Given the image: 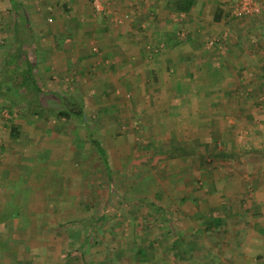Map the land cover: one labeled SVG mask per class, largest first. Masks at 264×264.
Segmentation results:
<instances>
[{
	"label": "rangeland",
	"instance_id": "374dc122",
	"mask_svg": "<svg viewBox=\"0 0 264 264\" xmlns=\"http://www.w3.org/2000/svg\"><path fill=\"white\" fill-rule=\"evenodd\" d=\"M16 1L20 8L15 11L14 17L9 2L0 0V79L6 77L8 80V83L0 82V124L7 133L11 124L16 129L19 127L17 136H9L6 140H10V144L6 142L10 146L3 148L5 150L2 149L1 155L5 154L3 157L17 166L38 160L36 164L41 163L43 169L58 170L61 191L63 186L70 189L68 195L62 192L58 195L61 196L60 200L74 202L81 208L75 211L76 218L70 221L72 229L69 234L75 237L74 245L78 246L77 243L83 241L86 233H91L93 239L102 240L92 242V249L104 245L110 251L106 257L100 253L83 254L87 245V241H84L83 245L74 249L76 256L70 261L74 264H133L131 255L140 249L144 259L135 264H146L147 255L162 251L163 246L170 249L172 244L164 245L162 237L165 232L159 225L160 217L141 199L150 201L153 197L161 200L162 193L158 187L162 189L175 183L174 177L170 181L169 177L164 176L181 168L190 170L196 164L175 160L176 152L184 154L188 151L174 150L170 145L175 146V139L183 141L181 129L195 132L196 114H186L187 107L191 108V112L195 107L196 98L192 95L203 88L212 94L219 87L223 91L229 89L228 81L222 83V76L217 75L213 79L212 71L207 82L196 83L195 63L203 50L202 43L205 53H209V60L211 47L229 44L235 56L232 60L235 65L228 62L233 74H237L233 70L237 68L238 61L245 63L253 56L245 53V50H249V44L255 45L257 54L252 57V63L239 70L241 75L246 70L262 78L254 79L255 82L249 79L244 86H240L247 92L259 85L264 88V0H244L248 7L256 8L257 12L239 18L232 15L235 0H199L197 3L200 5L196 9H189L184 15L175 10L176 0ZM196 1L193 0L191 7L196 5ZM94 3H97V8ZM74 6L79 12L73 11ZM161 9L167 14L159 18L162 21L158 25V20L153 21V18ZM189 12H194L196 16ZM243 29L249 31L244 32ZM122 41L131 43L132 50L140 48L141 51L131 53V50H125L124 53L121 49L119 52L114 47ZM139 42L140 45L137 44ZM169 43H178L182 47L179 51H166L173 60L165 66L161 57L165 45ZM154 48L158 50L154 51ZM131 55L139 60L133 65L124 58L128 56L132 59ZM26 61L32 66L35 83L31 84L28 79L26 87L17 90V84L21 81L20 72ZM223 71L228 72L226 67ZM219 83L221 86H218ZM161 92L163 94L159 96ZM61 96L69 101L62 100ZM35 97L41 105L37 109L39 116L28 111ZM262 100L259 103L247 97L246 104L250 105L237 107L239 110L234 113L235 107L229 97L208 98L205 102L209 109L208 113L205 112V122L218 119L219 124L233 125L226 132V140L235 137L245 140L243 131L261 135L264 130L257 128L255 132L251 127L257 125L252 119L258 116V112L264 115ZM238 101L243 103L242 98H237ZM77 103L81 105L85 121L91 122L94 137L105 150L110 178L90 143L84 123L76 117L53 115L60 106ZM212 103L216 118H212ZM204 129L208 137L213 136L210 131L212 127L205 126ZM0 141L3 143V136H0ZM207 144L205 154L210 152L208 154L215 155L213 153L219 150L218 145ZM181 148L195 150L184 145ZM222 162L224 164L218 163L221 169L234 163L228 158ZM149 171L160 175L156 177L157 184L145 176ZM133 184H140L139 187L136 185L138 192H143H139L140 203L130 201L131 193L136 191ZM109 187L116 196L107 190ZM132 188L134 192H131ZM25 191L23 195L30 198L31 191ZM106 191L109 192L107 203L96 205L94 210H91L94 203L84 207L91 197H100L103 201ZM121 191L124 197L130 192L129 200L121 199ZM91 211L89 220L87 215ZM67 214V210L61 214L65 222L68 220ZM153 219H157V222L154 223ZM108 228L113 232L112 236ZM62 229L59 228V231ZM63 232L66 233V230ZM106 239L111 240L105 242ZM115 251L121 252L122 256L114 255ZM151 262L155 263V260Z\"/></svg>",
	"mask_w": 264,
	"mask_h": 264
},
{
	"label": "crops",
	"instance_id": "0c3cea01",
	"mask_svg": "<svg viewBox=\"0 0 264 264\" xmlns=\"http://www.w3.org/2000/svg\"><path fill=\"white\" fill-rule=\"evenodd\" d=\"M7 1L10 4V1ZM14 1L16 2V8L10 6L13 9L12 14L16 17L15 11L20 7L17 1ZM67 1L75 3L85 0ZM191 1V5L186 10L187 12L189 9H196L200 5V3H197L199 0H197L196 5L191 7L193 0ZM72 8H74L73 11L79 12V9H75V6ZM186 11H178V13L184 15ZM169 13L171 12L169 11ZM189 13L196 16L193 14L194 12ZM156 14L157 17L153 18V21L158 20L157 24L161 25L162 20L159 18L164 16L165 11L161 9ZM243 30L245 32L247 29ZM119 44V46L114 47L119 49V52L121 49L124 53L125 50H131V53L136 50L141 51L140 48L132 50L131 43L126 44L122 41ZM137 44L140 45L141 43ZM216 45L209 49L212 51L210 61L208 59L209 53H205V47L202 43L203 50L195 63V81L196 83L203 80L207 82L212 71L213 79L216 75V77L222 76L220 77V79H223L221 82L228 81L226 83L229 89L223 91L222 87H219L220 89L218 88L219 90L216 91L219 95L215 91L212 94L213 92L210 93L209 90L204 88L196 90L195 94L192 95L196 98L195 107L192 108V113L196 114L195 132L189 131V129L185 132L181 129L183 141L175 139V146H190L195 150L174 156L175 160L196 164L192 165L190 170L181 168L171 171L169 176H164V178L169 177V179L174 177L175 181L173 182L175 183H169L170 185L162 187V189L158 187V190L162 193L161 200L153 199V197L150 201H142L141 199L144 205L147 203L161 210L157 215L160 217L158 219L159 225L164 228L165 232L162 237L164 245L166 243L172 244L170 249L163 246L162 251H157L150 256L147 255L148 263L146 264H264V137L261 136H264V133L251 135L243 131L245 132V140L242 141L236 139V137L233 140H226L224 139L227 136L226 132L233 125L219 124L218 119L217 121L205 122V112L208 113L209 110L205 105L208 98L216 100L223 95L229 97L232 101L231 104L235 107L234 113L239 110L237 107L244 105V108H246L250 105V103L246 104L247 97L254 99L255 102L257 100L259 103L263 102L264 88H260V85L249 92L240 86V84L244 86L249 79H253L255 82L254 79L262 78L261 75L250 74L246 70L241 75L239 70L242 66L248 65L247 63H252V57L257 54V51L255 45L249 44V50H245V53L247 56L251 54L253 56H249L248 62L238 61L237 68L233 70L234 72L237 71V74H233L230 72L231 69L228 65V62H233V65H235L232 61L235 56H233L231 46L229 44ZM181 47L182 45L179 46L178 43L165 45L164 54L161 57L162 63L165 65L173 60V57H168L169 52L166 53V51H179ZM105 48L107 49V47ZM155 50L158 49L154 48ZM131 56L132 59L124 56V58H127L128 63L133 65V63L139 61L133 55ZM209 61L211 65L208 64ZM208 66L210 68L207 69ZM153 67L155 66L153 65ZM225 67L228 72L223 71ZM157 76H160V74ZM218 86H221V83ZM161 94L163 93H159V96ZM237 98H242L243 103L236 102ZM212 105L213 103L211 104L212 118H216L217 115ZM39 108H41V105H39ZM242 110L245 111L243 108ZM257 114L258 116L253 117L252 120L258 126L251 127L254 128L255 132L257 128L264 130V115L260 112ZM37 116L39 115L37 114ZM11 125L7 133L0 124V136H3L4 139L3 143L0 141V264H74L69 259L76 256L74 249L79 247L82 241L77 243L78 246L74 245L75 237H72L73 234H69L72 229L70 221L76 218L75 211L81 208L74 202L60 200L61 196L58 195H61V192L68 195L70 189L63 186L61 191L58 170L43 169L41 163L36 164L38 160L21 163L20 166H17L13 163L10 164L6 157H3L5 154L1 155L2 149L10 146L6 143L9 142L10 144V140H6L11 136ZM205 126L212 127L210 131L214 137L212 134L211 137H208V132L205 133ZM17 130H19V127ZM223 140H226V142H223ZM208 142L212 145H218L219 150L217 149L216 153H213L215 155L208 154L210 152L205 154V147L208 146ZM170 145L172 147V144ZM225 158L232 159L234 163L227 166L226 169H221L222 166H218V163L224 164L222 160H225ZM105 170L107 176H109L108 178H110L109 168ZM132 174H134V171ZM145 176L153 179L156 183V177L160 175L149 171V174ZM178 181L179 183H177ZM136 185L139 187L140 184H133L136 191L134 192L132 188L131 192L134 193H131L130 201L140 203L139 192L142 194L143 192L141 190L138 192L139 188ZM172 186L175 187L171 188ZM27 189L32 193L31 196L29 195L30 198L23 195ZM109 189L110 187L107 190ZM109 191L111 192L112 189ZM105 193V197L109 195V192L106 191ZM129 193H127V197H124L121 191V199L127 198L129 200ZM111 195L115 194L112 193ZM91 198L87 203L88 205H84L85 208L94 203L91 206V210H94L97 208L96 205L107 203V197L103 201L100 197L99 199L97 197ZM146 206L150 208L149 205ZM47 208L49 211H47ZM66 210L68 213L67 222L64 221L65 217L61 216L63 211L66 212ZM91 213L92 211L87 215L89 220ZM153 221L155 223L157 219H153ZM61 227L63 229L59 231ZM63 230H66V233ZM108 230L111 231L110 228ZM112 233L111 231L110 236H112ZM90 235L91 233L85 235L87 245L82 251L83 254L100 253L103 254L102 257L109 255L108 252L110 251L103 244H100L103 247H98L96 250L91 248L92 242L98 243L102 240L93 239ZM110 240L106 239L105 242ZM120 254L121 252H116L114 255L120 257ZM131 256L134 261L133 264L140 259H144V253L140 249ZM151 258L155 260V263L151 262L153 260ZM145 261H147L146 257Z\"/></svg>",
	"mask_w": 264,
	"mask_h": 264
},
{
	"label": "trees",
	"instance_id": "16d2710c",
	"mask_svg": "<svg viewBox=\"0 0 264 264\" xmlns=\"http://www.w3.org/2000/svg\"><path fill=\"white\" fill-rule=\"evenodd\" d=\"M9 1H10V5L13 6V8H16V2L14 0H9ZM191 2H192L191 0H176L175 1V4H176L175 10L176 11H186L189 8V6L191 5ZM20 75H21V81L18 82V84H17V87H18L17 90L24 89L26 87L25 82L28 79L30 80V83L34 85L35 82H34V79L32 77V66H31V64L28 61L25 62V67L20 72ZM0 82H7L8 83V80L6 79V77H3L2 79H0ZM6 88H8V87H5V89ZM35 89L38 91V88H35ZM37 91H36V93H37ZM60 98H62V100L69 101L68 99H65L62 96ZM33 101H34V105H33ZM33 101H32V103H30V106L28 107V111L37 115L38 112H39V110H37V109H40L39 108V102H38L36 97H35V99ZM31 105H33L32 106V110H31ZM33 107H34V109H33ZM191 113H192L191 112V108L187 107L186 108V114H191ZM166 114H169V112H167ZM166 114H164V115H166ZM53 115H55L56 117H62V118L76 117L79 120H81L84 123V126L87 129V134L89 136V140H90V143L92 144V147L94 148V150L97 152V154L101 158L105 168L106 169L108 168V163H107V159H106L105 150H104L101 142L97 138L94 137V130L92 128L91 122H86L85 121L84 114H83V111L81 109L80 103H77L75 105L74 104H69V106L65 105L63 107L60 106L57 111H54ZM16 130H17L16 127L14 125H11V133H10L11 136H13V137L17 136L18 132ZM181 147L182 146H174V147H171V148L174 149V150L182 149L183 151H188V152L190 151V149H185V148H181ZM172 149H169V150H172ZM170 152L167 151V153H170ZM176 153H177L176 156H179V155L183 154V152H176ZM186 153H184V154H186ZM145 205H149V207L151 209H153L154 211H156L157 213L161 212V210L154 208L153 205H150V204H147V203H145ZM85 239H86V237L83 238V241L80 244L84 243Z\"/></svg>",
	"mask_w": 264,
	"mask_h": 264
},
{
	"label": "built area",
	"instance_id": "2783aa9c",
	"mask_svg": "<svg viewBox=\"0 0 264 264\" xmlns=\"http://www.w3.org/2000/svg\"><path fill=\"white\" fill-rule=\"evenodd\" d=\"M95 2V0H94ZM235 7L232 9V15H234V17L239 18L241 16H243L244 14H252L253 12H257V9L254 7H248L244 0H235ZM95 7L97 8V3H94Z\"/></svg>",
	"mask_w": 264,
	"mask_h": 264
}]
</instances>
